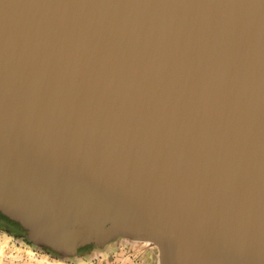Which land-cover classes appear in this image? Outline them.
<instances>
[{
  "label": "water",
  "instance_id": "95a60500",
  "mask_svg": "<svg viewBox=\"0 0 264 264\" xmlns=\"http://www.w3.org/2000/svg\"><path fill=\"white\" fill-rule=\"evenodd\" d=\"M0 214L66 261L264 264V0H0Z\"/></svg>",
  "mask_w": 264,
  "mask_h": 264
},
{
  "label": "crops",
  "instance_id": "0c3cea01",
  "mask_svg": "<svg viewBox=\"0 0 264 264\" xmlns=\"http://www.w3.org/2000/svg\"><path fill=\"white\" fill-rule=\"evenodd\" d=\"M138 245L128 240L119 239L106 245L102 249L87 248L69 260L56 259L26 261L18 256L1 255L8 243L0 237V264H157L153 249H133ZM132 246V247H131Z\"/></svg>",
  "mask_w": 264,
  "mask_h": 264
},
{
  "label": "rangeland",
  "instance_id": "374dc122",
  "mask_svg": "<svg viewBox=\"0 0 264 264\" xmlns=\"http://www.w3.org/2000/svg\"><path fill=\"white\" fill-rule=\"evenodd\" d=\"M14 233L15 234H13L12 236V234L8 230H5L4 227L0 226V237L1 239H3L4 241L8 243V250H9V251H3L1 255L5 256V255L10 254L11 256H18L26 261L41 259V260H46L47 262H52V259L49 256L41 255V254L40 256L37 257L38 259H29L28 257H30L31 252L34 251V248H32L31 245L27 243L26 241H24L23 243H20V245L15 243L14 239H16L18 236L24 235V232L22 231V229L19 230L15 228ZM132 248L135 250L148 249V246L138 244V245L133 246ZM36 255L37 254H35L34 257H36Z\"/></svg>",
  "mask_w": 264,
  "mask_h": 264
},
{
  "label": "built area",
  "instance_id": "2783aa9c",
  "mask_svg": "<svg viewBox=\"0 0 264 264\" xmlns=\"http://www.w3.org/2000/svg\"><path fill=\"white\" fill-rule=\"evenodd\" d=\"M14 241H15V240H14ZM15 243L18 244V245H20V243H23V241H15ZM4 251H9V250H8V248H5ZM35 254H37L36 257H34ZM40 254H41V255H47V256H49V257L52 259V261H53V260H56V258H55L53 255H51V254H47V253H44V252L39 251V250H37V249H34V251L31 252L30 257H32V258H30V257H28V258H29V259H38L37 257L40 256ZM6 256L8 257V256H11V255L8 254V255H5V257H6Z\"/></svg>",
  "mask_w": 264,
  "mask_h": 264
},
{
  "label": "bare ground",
  "instance_id": "6f19581e",
  "mask_svg": "<svg viewBox=\"0 0 264 264\" xmlns=\"http://www.w3.org/2000/svg\"><path fill=\"white\" fill-rule=\"evenodd\" d=\"M138 240L143 244L153 243L158 245L160 242L158 239H155L153 237H139Z\"/></svg>",
  "mask_w": 264,
  "mask_h": 264
},
{
  "label": "flooded vegetation",
  "instance_id": "af4514ba",
  "mask_svg": "<svg viewBox=\"0 0 264 264\" xmlns=\"http://www.w3.org/2000/svg\"><path fill=\"white\" fill-rule=\"evenodd\" d=\"M0 226L4 227L5 230H8L12 234V236L13 234H15V227L10 223L0 219Z\"/></svg>",
  "mask_w": 264,
  "mask_h": 264
},
{
  "label": "trees",
  "instance_id": "16d2710c",
  "mask_svg": "<svg viewBox=\"0 0 264 264\" xmlns=\"http://www.w3.org/2000/svg\"><path fill=\"white\" fill-rule=\"evenodd\" d=\"M0 219L6 221V222H8V223H10L11 225H13L15 228H17V229H19V230L21 229L17 224H15V223L9 221V220L6 219L5 217H3L1 214H0ZM90 247H91V246H87V247L81 248V249L79 250V252L82 251V250H84V249L90 248Z\"/></svg>",
  "mask_w": 264,
  "mask_h": 264
}]
</instances>
